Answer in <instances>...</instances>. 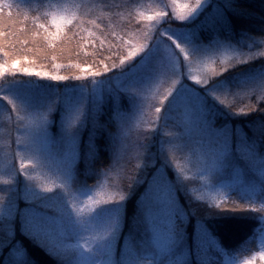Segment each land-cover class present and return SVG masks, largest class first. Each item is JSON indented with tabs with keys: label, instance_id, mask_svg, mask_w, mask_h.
I'll list each match as a JSON object with an SVG mask.
<instances>
[{
	"label": "rangeland",
	"instance_id": "1",
	"mask_svg": "<svg viewBox=\"0 0 264 264\" xmlns=\"http://www.w3.org/2000/svg\"><path fill=\"white\" fill-rule=\"evenodd\" d=\"M15 1L18 4H23L26 0ZM84 1L86 0H71V2L77 4ZM50 2L56 3L57 0H47L45 4ZM179 2H194V0H179ZM206 2L207 0H203L201 6L186 21H176L168 17L161 20L156 26L153 38L149 41V43L152 42L151 47H147L142 52L143 56L140 57L136 65L133 67L128 66V61L118 68L120 69L118 77L106 78L107 81L111 82V85L129 95L127 96L130 98L131 104L128 112H120L118 116L116 144L111 164L113 165L121 146L122 125L131 123L133 134L138 130H148L149 123L156 120L155 107L159 106L156 104L155 107H151L153 103L151 97L165 92L170 87V82L155 84L152 93L148 94L149 99L145 102L144 97L132 91L131 87L148 86L160 79L165 73L179 75L180 77L175 91L169 96L162 109V123H158L155 128L149 130L150 135L147 137L144 153L145 163L137 174V182L132 183L127 189L124 200L130 193L129 190H132L140 181L148 178L143 190L140 208L134 219L133 233L125 236L126 238L122 241L120 247H118V243L124 216V200L109 201L98 205L84 218L85 224L81 225L77 222L75 213H72L67 195L63 189L56 188L52 192L42 193L34 182L29 181L18 170L19 156L16 157V164L13 162L12 165L5 167L12 160L11 153L15 149L14 139L18 135L9 121L8 111L11 109H8L5 103L10 108H12V103H15L23 110V113L31 115H38L51 107L47 120L32 130L30 147L33 154L37 155L50 170L57 172L67 180L69 190L77 197L78 205L93 193L111 192L113 190L112 182L116 180L115 172H110L108 176H105L103 172L102 176L92 185L81 184L80 181L75 179V167L80 151L79 136L89 115L88 107L85 105L86 101L82 99L62 101V112L59 118L60 134L53 138L48 126L51 123L49 115L55 111V105L42 102L33 107H26V102L10 95L8 89L10 82H3L4 84L0 87V192L6 193V195L4 201L0 202V252L1 248L11 241L15 228L14 224H18L24 234L60 260V264H138V261H148L150 264H188L186 225H188L189 213L194 212L196 225L193 233L194 250L197 255L201 252L200 257L196 255L195 258L202 261L203 264H206L207 258L212 256L209 248H211L210 251H213L216 248L214 245L217 244L214 242L212 235L202 225V220L215 215H255L260 221V225L253 236L244 246H239V248L227 254L221 252L222 256L215 258L217 262L245 264L246 260L253 259L254 264H264V261H261L257 255L264 252V213L247 206L264 204V148L262 149L259 144V140L262 139L261 136H264V128L259 133L256 130L255 133L258 135L256 134L251 140H248V138H245L239 124H237L239 126L216 127L208 119V107L203 105L202 102V97L208 95V98L216 104L217 109H220L222 114L234 116L235 118H246L249 114H255L259 106L253 111L238 112L229 105L222 103L217 97L242 92L252 83L264 80V65H259L257 69L239 79L238 85L232 88H229L221 80H213L215 76L220 75L222 72L210 76L208 82L203 85L190 78L191 75L198 74L199 65H191L188 60H185L180 49L176 46L177 42L188 48L193 56L197 57L222 52L218 59L224 60L225 57L230 58L231 53H224L223 51L248 53V51L240 52L236 47L213 43L214 41L212 42L213 45H211L212 43L210 45H197L194 43L185 24L196 17ZM157 4L165 7L168 0H143L136 4L138 6L135 11H150ZM173 22H179L177 23L179 25L176 26ZM258 57L262 58L264 55L249 59H244L242 56L239 61L232 63L226 69L241 62L258 59ZM90 79L93 82L95 81V78ZM79 81L78 85L83 84V86L86 85L90 89L95 86L93 83L86 84V79ZM200 93L202 94L200 95ZM1 98L5 100V103ZM236 100L240 102L242 98L236 97ZM258 101L264 102V100ZM143 102L144 107L142 108ZM184 104L192 106L195 122L200 126L199 130H194L191 134L186 133L184 125L178 122ZM59 107L61 108V106ZM262 107L261 112L264 113V104ZM77 109L81 110L80 119L72 128H69V117ZM262 126L264 127L260 123L255 127L260 129ZM166 127H168V131H175L179 134L178 138L183 141L186 149L190 147L193 141L202 140L209 145L213 143L226 145L228 150L214 169L209 172H200L194 176L193 171H187L191 168V165L183 159L180 153H177V160L173 164L168 159L166 145L176 138L165 134L164 129ZM155 135L156 138H153ZM155 139L157 140L156 143ZM245 142L255 145L256 155L252 159H244L238 151V148ZM153 148L158 149V151ZM20 150H24L23 145L20 146ZM35 163L36 161H33V164ZM177 164L186 169L183 175L187 179L179 174ZM26 167H31V165L26 164ZM30 174L36 178L38 183L48 186L59 185L62 182L55 175L39 168ZM202 175H207V181L200 179ZM8 179H10V182H4ZM193 188H196L198 190L197 195L203 198H198L193 193ZM157 189L159 190L157 191ZM180 195L186 197L189 202L187 207L182 205L179 199ZM32 197H35V199ZM225 199L246 206L242 208L216 206L215 201L223 202ZM149 206L152 212L159 217L161 231H170L169 222L174 225L175 238H170V242L164 247L159 245L153 225L149 221ZM202 206L203 208H201ZM61 209H64V213L60 211ZM34 211L38 212L39 215H34ZM60 217L64 219L66 224L69 220L71 221V226L66 228L62 239L65 244L74 247L61 248L55 243L32 234L33 223L45 221L46 219L55 220ZM113 219L117 221L115 231L106 237L104 241H98L90 248L77 246L87 237L89 227L95 226L100 229ZM105 249L110 251L105 252ZM22 263V253L17 247H12L5 264Z\"/></svg>",
	"mask_w": 264,
	"mask_h": 264
},
{
	"label": "snow or ice",
	"instance_id": "2",
	"mask_svg": "<svg viewBox=\"0 0 264 264\" xmlns=\"http://www.w3.org/2000/svg\"><path fill=\"white\" fill-rule=\"evenodd\" d=\"M203 0H194V2H183L179 0H168L165 7L156 5L150 11H135L138 6L134 0H113L111 4L104 5L110 9H128L127 20L121 25L105 23L102 17L97 20L85 19V10L88 9L87 14H91V9L95 7L83 2L77 4L71 0H57L56 3L41 4L39 6L27 7V11H20V5L14 0H0V77H4L6 73H24L34 74L39 77H46L52 80L60 81L77 79L84 80L87 78H96L102 74L108 73L114 69L119 68L126 62L130 61L137 54L143 52L153 38L156 31L157 24L165 17L174 19L176 21H186L193 15L194 12L201 6ZM228 6H231V0H225ZM16 9L14 12L13 10ZM47 9V10H45ZM28 12L32 15L29 16ZM23 16V20L19 17ZM15 17V18H14ZM31 22L30 27L27 21ZM103 25V27H102ZM18 26V27H17ZM8 29L7 31L5 29ZM97 32L103 39L99 40L100 48L96 49L94 55L97 59L88 64L84 61V66L76 64V72H69L67 75L60 74L56 69L60 65L56 63L65 53L69 57L73 53L80 55L82 50H87L97 43ZM75 41L73 47L69 45ZM105 43L107 46L105 47ZM264 43V40H262ZM177 48L183 54L185 60H188L191 65L198 64L199 72L197 75H191V79L200 84H206L210 76L222 72L226 67L232 63L237 62L243 56L244 59H249L254 56L264 55V47L256 51H250L246 54L223 51L224 53H231L230 58L225 57L224 60H219L220 53L213 55L193 56L191 51L176 43ZM107 53V55H105ZM43 57L53 64L54 70H46V66L38 61ZM71 63V59H69ZM18 65V66H17ZM39 69V70H37ZM179 75L165 73L160 79L152 82L148 86H132L131 90L139 95H142L145 100L149 99L152 93L153 86L158 82L169 83L170 87L165 92L158 93L157 96L151 97L153 103L151 107H155L156 120L149 123L148 130H138L132 133L131 123H124L121 131V146L118 155L116 156L113 165L105 170L104 175L108 176L110 172H115L116 180L112 182V191L104 193H93L81 201L78 205L77 197L69 190V185L57 172L50 170L40 158L33 154L31 150V135L32 130L42 125L48 118L47 111L41 112L38 115H31L23 113L15 103H12V108L8 111L9 121L12 127L15 128L17 136L14 139L15 149L12 150V160L6 164L5 167L12 165L16 161V157H20L18 170L22 172L25 177L42 192H52L56 188L63 189L67 195L68 204L70 205L72 213H75L77 222L81 225L85 224V217L91 213L98 205L109 201H122L127 195V189L137 179L142 165L145 163L144 153L146 151L147 137L150 135V129L162 123V109L169 96L175 91V87L179 82ZM215 95V93H213ZM158 97V98H157ZM236 97H241L242 101L238 102ZM222 103H225L238 112L253 111L257 108L256 101L264 100V80H259L252 83L246 90L237 92L232 95H221L217 97ZM144 102L142 108L144 107ZM11 103V102H10ZM193 108L189 104H184L183 111L179 114V123L185 127L186 133H193L194 130H199L193 116ZM23 113V115H21ZM81 110H75L69 117L68 127L72 128L80 119ZM14 116V119H13ZM166 127L165 134L176 139L166 145L168 159L173 164L177 160V153L183 156V159L191 165L187 171H193L194 176L200 172H209L214 169L219 161L227 152V146L219 143L207 144L202 140H195L191 143L189 148L184 147L182 140L178 138L179 134L175 131H168ZM24 146V150H20V146ZM11 147V146H10ZM244 159H252L255 153V145L253 143L245 142L238 148ZM33 161H36L33 164ZM16 164V162H15ZM31 165V167H26ZM179 174L187 179L183 173L186 169L176 165ZM41 169L55 175L61 183L59 185L53 184L48 186L38 183L36 178L31 175L35 169ZM166 181V177L164 178ZM202 181H207V175L200 176ZM10 182V179L4 181ZM3 182V183H4ZM159 189H157L158 191ZM193 193L198 198H203L197 195V189H192ZM6 193L0 192V202L4 201ZM35 199V197H32ZM213 199H215L213 197ZM217 207H233L242 208L246 205L240 204L236 201L223 202L215 201ZM258 209L264 213V204L247 205ZM64 213V209L60 210ZM39 215L38 212L33 213ZM70 216V213L68 214ZM149 221L153 225V230L156 233L157 241L161 247L166 246L170 242V238L174 239V225L169 222L168 232L161 231L159 217L152 212L149 206ZM71 226L69 220L66 224L62 217L55 220L46 219L32 224V234L42 237L51 243H55L61 248L74 247L64 243L62 237L67 227ZM117 226V221L113 219L103 228L97 229L91 226L88 229V235L84 238L80 245L84 248H90L98 241H104L106 237L110 236ZM19 244L20 241H17ZM105 252L110 250L105 249ZM261 261H264V252L257 254ZM138 264H150L148 261H138ZM245 264H254L253 259H248Z\"/></svg>",
	"mask_w": 264,
	"mask_h": 264
},
{
	"label": "trees",
	"instance_id": "3",
	"mask_svg": "<svg viewBox=\"0 0 264 264\" xmlns=\"http://www.w3.org/2000/svg\"><path fill=\"white\" fill-rule=\"evenodd\" d=\"M142 1L134 0L135 4ZM45 2L47 0H26L23 4H19L21 6L20 11H27V7L39 6L43 3L45 4ZM112 2L113 0L84 1L83 3L85 4L95 6L91 9L90 15L87 14L88 9L85 10L84 18L97 20L99 23L98 18L102 17L105 23L123 24L127 20L128 9L117 10L104 6ZM15 3L17 2L15 1ZM13 11L15 12L16 9ZM28 15L31 16L32 13L28 12ZM19 19L23 20V16L19 17ZM177 23L179 22H173V24L178 26L179 24L177 25ZM27 24L30 27V20L27 21ZM185 26L191 33L192 40L197 45H210L214 41L213 43L236 47L240 52L256 51L264 47V43H262V40H264V0H231V6H228L225 0H207L196 17L187 22ZM5 30L7 31L8 29L6 28ZM97 37V43L87 50H82L79 56L73 53L69 57L65 53L56 61L60 65V68L56 69V71H59L62 75H67L69 72H76V64H81V67H83L84 61H87L88 64L93 63L97 59L94 53L97 48H100L99 40L103 39L99 32H97ZM74 45L75 41H72L69 47H73ZM151 45L152 42L148 44V48ZM106 46L107 43H105ZM141 56H143L142 52L132 58L128 66L133 67L136 65ZM69 59H71V63H69ZM38 63H43L48 71L54 70L53 64L49 60L43 59V57H41ZM259 65H264V57L235 64L222 71L220 75L215 76L213 80H221L229 88H232L238 85L239 79L247 76V74L257 69ZM118 74H120V69L117 68L96 77L94 82L90 78L86 79V84H95L94 88L90 89L86 85H78L80 81L77 79L69 78L67 80L52 82L55 80L39 77L34 74L11 73L0 77V87L4 84L3 82L9 81L10 85L8 89L10 95L26 102V107H33L42 102L55 105V111L49 115L51 123L48 126L53 138H56L60 134L59 118L62 112V101H71L73 99L86 101L85 105L88 107L89 115L79 136L80 151L75 167V179L80 181L81 184L92 185L112 164L113 151L116 144L118 116L120 112H128L131 105L129 95L125 91L117 89L111 85L110 81L106 80V78H115ZM2 101L5 103V100L2 99ZM202 102L203 105L208 107V119L216 127L236 126L239 124L245 138H248V140H251L253 136H256L264 128L263 126L260 129L255 127L260 123L264 125V113L261 112L264 102L258 101L259 108L255 113L257 115L249 114L246 118H235L234 116L222 114V111L217 109L216 104L208 98V95L202 97ZM5 104L8 109H11L7 103ZM256 130L257 133H255ZM154 137L156 138V135ZM261 138L259 144L263 149L264 136L262 135ZM156 141L155 139V143ZM153 149L158 151V149ZM147 179L145 178L143 181H140L132 190H129L130 193H128L127 198L123 202L124 216L122 229L119 234L118 247H120L126 235L133 233L134 219L140 208ZM136 182L137 180L134 183ZM179 199L183 206L187 207L189 205L186 197L180 195ZM191 213H189V221L188 225H186L185 234L189 255L188 264H203L202 261L195 258L197 253L194 250L195 240L193 242V233L196 225L194 222V212ZM202 222V225L212 235L214 242L217 244L214 245L216 248L213 251H210L211 248H209L212 256L207 258L206 264H223L222 262H217L215 258L221 257V252L227 254L239 248V246H244L260 225V221L255 215H215L206 217ZM14 227L11 241L1 248L0 264H5L14 246L22 253V264H60V260L24 234L18 224H14ZM17 241H20V243L18 244ZM200 254L201 252L197 256L200 257Z\"/></svg>",
	"mask_w": 264,
	"mask_h": 264
}]
</instances>
